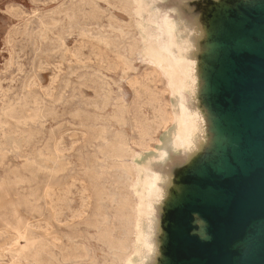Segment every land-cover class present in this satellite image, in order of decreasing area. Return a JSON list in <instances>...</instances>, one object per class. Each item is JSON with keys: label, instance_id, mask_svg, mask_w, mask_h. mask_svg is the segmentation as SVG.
<instances>
[{"label": "rangeland", "instance_id": "obj_1", "mask_svg": "<svg viewBox=\"0 0 264 264\" xmlns=\"http://www.w3.org/2000/svg\"><path fill=\"white\" fill-rule=\"evenodd\" d=\"M84 1H85V3H84ZM87 1H89L88 4H87ZM102 1L103 0H99V1L98 0H81V1L80 0H76V1L75 0H56V1L55 0L54 1L53 0H49V1L48 0H0V34H1L0 35V130H1L0 131V138H1L0 139L1 140V143H0V145H1L0 146V165H1L0 166V168H1L0 169V175L1 176H0V179L3 181L5 180L4 182L0 180V185L3 182V184L0 186V189L2 188L0 190V247L2 249V250H0V257H1L0 258L1 259L0 264H33V263L39 264V262H40V264H55V263L56 264H113L112 259L114 256V254H113L114 252H113V249L111 247L110 241L108 240L109 238H107L105 236V233H106L105 231H107V230L111 231L113 239L116 241L117 239L120 238V235L122 232L121 228H123V226L120 222L121 212L118 209V207H116L117 205L116 206L111 205L109 198L111 195L116 194V193L120 194V192H125V190H124L122 185L118 186L116 184L117 183L116 180L119 179L118 178L119 175H117V174H119V171L121 170V168H120L121 164L119 162H117L116 160L111 159L106 154L107 145L105 144V141H103V139H105L106 137H107L106 139L108 142H110V141L113 142L119 136L125 137L127 139L128 143L130 144L132 150L141 155L138 159L134 160V161H139V162L141 160L145 159L146 157L150 158L151 157L150 154H152L153 150L158 149V146L163 145V148H165L169 152V158L165 163H160V162L155 163L154 162V164L151 167V170L157 172L159 175H161L163 177L170 178L173 182L174 188H175V184L177 183L176 187H178V188H175V189L173 188V190H172V192L174 191L173 196L176 197L175 195H177L178 196L177 198L182 197L185 190H187L186 182L188 180V177H189V175L195 173V171H192V170H194L197 167V165H200L201 163L208 161V158L211 156V152H210L211 146L209 145V147L207 149L202 150L201 155L199 156V159L197 158V160L195 159L193 162H187V156L183 152H179V154L178 153L175 154L172 152L171 148L169 147V143L166 140V135H165L166 130L163 127L156 129V131L154 132L153 137L155 140L150 143V150L149 151H148V149L146 150V149H143L142 147L139 148L140 147L138 145L139 139H140L139 138V129H138L139 123L145 124L147 121L154 123L156 121L158 112L160 110H162L164 107H166L167 105H169V103L172 104V100H171L169 94H167V92H166V87H165L164 81L161 79V77H158V75L154 72L152 65L147 63L148 61L144 60L142 58V56L138 55V53L136 51H121V52L118 51L119 47H122V46L130 47V45L133 46L135 44V42L139 36L138 33L136 32V24L133 22L132 18L129 16V14H127L124 11V9L121 8V5L118 2H116V0H108L107 1L108 3L105 2L106 0H104L103 2ZM153 1H154V5H155L156 9L159 10V12L162 16H164V17L167 16L171 20H177V21L183 22V24H185V25H191V27H193V26L198 27L197 26L198 23L200 24L201 22L218 23L220 20V17H219L220 14H218L219 10L217 9L218 8L217 7L218 2H216L215 0H153ZM229 1H230L229 4H231V5L235 4V3H233L234 0H232V1L229 0ZM237 1H238V3L243 2L242 4L252 3V0H236V2ZM95 6L97 7V9ZM185 6H186V8H185ZM61 8H62V10H61ZM80 8L82 11L80 10ZM206 8H208V9H206ZM212 9H216V12ZM92 10H94V11H92ZM166 10H167V12H166ZM57 11L60 13H58ZM100 11H102L103 13L102 12L100 13ZM76 12H77V14H76ZM78 12H80V13H78ZM203 12H205V13H203ZM210 12H211V14H210ZM61 13H63L64 15ZM166 13H168V14L166 15ZM175 13H176V15H175ZM214 13H217V14H214ZM208 14H210V15H208ZM57 15H59V17ZM212 15H213V17H212ZM72 16H73V18H72ZM197 16L200 18H198ZM222 16H223V12H222ZM109 17H110V19H109ZM195 18L198 19L197 20V21H199L198 23H196L197 21ZM52 19H53V21H52ZM214 19H216V20L213 21ZM94 20H96V23L94 22ZM61 21H64V22H61ZM42 24H43V26H42ZM94 26H96V28ZM113 26L116 27L117 29L113 28ZM119 27H121V28H119ZM57 28H58V30H57ZM94 28H95V30H94ZM108 28H109V30L115 29V31L114 30L109 31ZM118 30H119V32H118ZM43 31H45V32H43ZM50 31H52V32H50ZM83 31H85V32H83ZM103 32H104V34H103ZM116 32H117V34H116ZM43 33H45V34H43ZM60 33H63V34H60ZM88 33L91 34V37H89L90 35ZM51 34H53V35L55 34V35L53 36ZM101 34L103 35V37ZM134 34H135V36H134ZM80 35H82V36H80ZM105 35H107V36H105ZM57 36L60 37L61 39L59 38V40H58ZM85 37L86 38L88 37V39H86ZM106 37L108 38L109 42L111 41L110 42L111 45L109 46L110 48L106 47V45L103 42H99V40H98V39H100V41H103L102 39H105ZM112 37L113 38L115 37L116 39H113ZM132 37H134V39ZM191 37L194 38L192 34H191ZM91 38L93 40H91ZM96 38H97V40H96ZM55 41H58L60 44L58 42H55ZM51 42H52V44H50ZM61 44H62V47H60ZM85 44H86V46H85ZM42 45H44V46H42ZM47 45L49 46L48 49H47V47H46V49L43 48ZM55 45H57V46H55ZM80 46H81V48H80ZM82 46H84V47H82ZM93 47H94V49H93ZM40 52H42L43 54H46V55H43ZM47 52H50V53H47ZM69 53L71 56L69 55ZM123 53H125V54H123ZM88 55H89V57H88ZM196 55H197L196 58L199 56L201 57V58L200 57L197 58L198 64L200 66L205 62L204 63L205 68L210 69L212 67V65L215 63L211 58L209 59V56L205 57L204 56L205 54H201L200 51L199 52L197 51ZM72 56H74L76 59H74ZM79 56H80V58H79ZM96 56L97 57L100 56L99 59L96 58ZM70 58L74 59L75 62H74V60H70ZM101 58L103 60H101ZM127 58H128V60H127ZM64 59H65V61L63 62ZM78 59H79V61H78ZM121 60H122V62H121ZM136 60H138V61H136ZM37 61H38V63H37ZM80 61L83 63L85 61L86 62L83 64ZM107 61H108V63H107ZM202 61H203V63H201ZM65 62H66V64H65ZM131 62H133V64ZM68 63H69V65H68ZM70 63H71V65H70ZM26 64H29V65H26ZM58 65H60V66H58ZM128 66H130V67H128ZM55 67H58V68H55ZM118 68H119V70H118ZM129 68H131V70ZM203 68L201 70H203ZM40 69L45 70V72L43 70H40ZM60 69H61V71H63L62 73H61ZM111 69L112 70L114 69V70L112 71ZM38 70H39V72H38ZM114 71H116V72H114ZM203 71H204L203 75L204 76L207 75V71L205 69ZM52 72H54V73H52ZM67 74H69V75H67ZM200 74H201V76H203L202 71L200 72ZM34 76H35V78H34ZM104 76H105V78H104ZM51 77H52V80H51ZM202 78H204V77H202ZM31 80H35V81L31 82ZM43 80H45V81H43ZM108 84H109V86H108ZM66 85H67V87H66ZM4 86H6V87H4ZM61 86H63V88ZM80 86H82V87H80ZM108 88L110 90H108ZM124 88H126V89H124ZM54 89L56 90V92ZM53 90L55 93L52 92ZM22 91H23V93H22ZM81 94H82V96H81ZM65 95H67L68 97ZM49 96H51L52 99ZM128 96H131V97H128ZM60 98H62V99H60ZM90 98L91 99L93 98L94 100L95 99L96 100L93 101V99L90 100ZM11 99H13L14 101ZM35 99H36V101H35ZM113 99H114V102H113ZM140 99H141V101H140ZM204 99H205V102L203 101ZM87 100L90 101V103ZM192 101L189 99V96H188L187 105L189 106V108L194 110V108L197 107V104H196L197 102L195 103L194 101L193 102ZM24 102H26V103H24ZM35 103H37V104H35ZM79 103H82V104H79ZM202 103H204L205 105ZM103 105H104V107H103ZM24 106H26V107H24ZM46 106L48 107V109H46L47 108ZM60 106H62V107H60ZM200 106H202L205 113H207V115H209L208 112H210L211 105L209 103L208 97L203 96L201 98ZM37 107H38V109H37ZM123 107L126 110V114H125L126 120L124 119V123H123V120H121V116H120L121 110L124 109ZM101 108H103V109H101ZM38 110H39V112L40 111L41 112L39 113ZM47 110H49V111H47ZM211 110H213V112H215V108L213 105H212ZM33 111H34L35 115L38 113L36 115L37 117L34 115L32 116ZM42 112H43V114H42ZM77 112H79V113H77ZM92 112H94V113H92ZM107 112H109V113H107ZM28 113H29V115H28ZM41 114H42V116H41ZM49 114H50V116H49ZM104 114H105V116H104ZM43 115L46 117H44ZM76 115H78L79 117ZM91 115H94V117ZM28 116H29V118L31 117L30 120L28 119ZM27 119H28V122L26 121ZM76 119H78V120L76 121ZM32 120H34V122ZM35 120H36V122H35ZM22 121H24V122H22ZM30 121H32V122H30ZM43 121H44V123H43ZM19 122L22 123V124H20L21 126H19ZM118 123H121V124H118ZM15 124H16V126H15ZM106 124H108V125H106ZM2 125L5 127L3 128ZM73 125H74V127H73ZM90 126H92L93 128ZM98 126H100V127H98ZM112 126H113V128H112ZM28 127H30V128H28ZM77 128H79V129H77ZM26 129L27 130L29 129V130L25 131ZM64 129H66V130H64ZM104 131H106V132L104 133ZM114 131L118 132V133H115ZM7 133H8V136L6 135ZM21 133H23L24 135ZM73 133H75V134H73ZM110 133H112V134H110ZM12 134H13V136H12ZM100 135H102V136H100ZM55 136L56 137L58 136V137L56 138ZM76 136H77V139H76ZM7 138H8V140H7ZM14 138H15V140L16 139L17 140L15 141ZM98 138H99V140H98ZM26 139H27V141H26ZM110 139H112V140H110ZM13 142H15V143L17 142L18 144L17 143L14 144ZM78 142L80 144H78ZM13 145H14V147H11ZM27 145H28V147H27ZM73 145H75V146H73ZM5 146H6V149H5ZM49 146H51L50 151H47L46 147L49 148ZM72 146L74 148L73 150H72ZM57 148H58V152H60L62 154L65 153V154L62 155V154L58 153L56 150ZM62 148L65 150H63ZM3 149H5V150H3ZM38 149H40L41 153L39 152ZM45 149H46V151H44ZM13 150L14 151L16 150V151L14 152ZM56 153L58 155L60 154V156H58ZM88 154H90V155H88ZM35 155L36 156L39 155V156L36 157ZM54 155H56L57 159L59 160V161L58 160L57 161H58V163H60V164H58V168L56 171L55 170L52 171L51 169L46 168V164H45V160L47 159V157L51 158ZM61 156H63V159ZM74 156H75V158H74ZM58 157H60V158H58ZM43 158L44 159L46 158V159L44 160ZM203 158H204V160H203ZM16 159H18V161ZM26 159L28 160V162L26 161ZM64 159H66V160H64ZM72 159H74L73 160L74 164L72 162ZM69 160H70V162L68 163L67 161H69ZM131 160L132 159H129L128 162ZM14 161H15V163H14ZM87 162H88V164H87ZM11 163H13V164H11ZM27 163L29 165H26ZM68 164L70 165L69 166L70 168L68 167ZM20 165H22L24 168H21L22 166L20 167ZM64 165H66V166H64ZM173 165H174V167H173ZM4 167H5V170H4ZM43 167H44V169H43ZM71 168H72V170H71ZM99 168L101 169V171H99L100 170ZM103 168H105V169H103ZM23 169H25L26 171ZM73 169H75L76 171ZM48 170H50V171H48ZM70 170H71V174H70ZM92 170H93V172H92ZM7 171H8V173H7ZM73 171H75V172H73ZM88 171H91V173H89ZM94 171H96V172H94ZM81 172H84V174ZM105 172L106 173L109 172L110 174L112 172H114V173H112L113 175L112 174L110 175L112 178L109 176V173L107 174L108 176L105 175L104 174ZM11 174L13 177L11 176ZM52 174L54 175V178L52 177L53 176ZM76 174H78V175H76ZM114 174H115V176H114ZM169 174H170V176H169ZM174 174H176V175H174ZM41 175H42V177H41ZM36 176H37V178H36ZM14 177H16V178H14ZM58 177H59V179H58ZM62 177H63V179H62ZM113 178H114V180H113ZM14 179H15V181H14ZM43 179H44V181H43ZM102 179H104V180H102ZM91 182H92V184H91ZM95 184H97V185H95ZM59 185L60 186L62 185L61 188ZM34 186L35 187L37 186V187L34 188ZM81 186H83V187H81ZM18 187H21V188H18ZM72 188H74V189H72ZM81 188H83V189H81ZM37 189H38V191H37ZM92 189L94 190V192ZM18 190H20V191H18ZM34 190H36V191H34ZM109 190H111V191H109ZM175 191H176V193H175ZM59 192H60V194H59ZM66 192L67 193L69 192V194H67ZM87 192H88V194H87ZM31 193L33 195H31ZM44 193H45V195H44ZM40 194H41V198H40ZM46 194L51 197V200L49 199L50 197L47 196ZM80 195L81 196L83 195V196L81 197ZM32 196H34L33 197L34 199L32 198ZM35 196H36L37 200L35 199ZM62 201H63L64 205L62 204ZM72 201H74V202H72ZM105 201H107V202H105ZM50 202H51V204H50ZM31 203H33V204H31ZM32 205H33V207H37V210H36V208H33ZM161 205H163V204H161ZM161 205H159V207H157V211H156L157 226L158 227L160 226V227L159 228L156 227L154 235H153L154 241H156V242H154V244L157 243L156 244V246H157L156 254L158 257L156 256V254L154 256L152 255V258L149 261L145 262V264H154L155 262H156V264H162L163 259L167 258L168 255H171V249L170 248H167L168 250L166 251V247H167L166 243H169V246H170V242L167 241V238L169 237V232L173 226L170 227V224L168 225L167 223H169L171 220L174 221V219H175L173 217L174 215L172 213V210H173L172 207L173 206L168 207L169 206L168 204H166V206L165 205L161 206ZM166 207L169 208L168 209L169 211L167 210ZM40 209H41V211H40ZM25 211H26V213H25ZM54 211H55V213H53ZM44 212H45V214H44ZM75 212H76V214H75ZM57 213L58 214L60 213V214L56 215ZM79 213H80V215H79ZM95 213H96V215H95ZM106 214H108V215H106ZM31 216H33V217H31ZM73 216H75V217H73ZM79 216H81V217H79ZM56 217H60V219L56 218ZM72 217H73V221H72V219L70 220V218H72ZM96 217H97V219H96ZM55 219L57 220V222L55 221ZM102 219L105 221H102ZM67 220H68V222L66 223ZM107 220L109 221L108 223H107ZM117 221H118V224H117ZM39 222L41 225L39 224ZM46 222H48V223H46ZM110 222L112 223V225L110 224ZM12 223H13V225H12ZM62 223H64V224H62ZM103 224H105V225H103ZM29 225L31 228L29 227ZM46 225H47V227H46ZM8 226H9V228H8ZM105 226H107V227H105ZM25 227H27V229ZM40 227H41L42 231H41ZM4 228H6V229H4ZM28 228H29V230H28ZM45 228H47L46 229L47 232L45 231ZM81 229H83V230H81ZM100 229H102V230L100 231ZM33 230H36V231L38 230V232L35 231L36 233H34ZM158 230H159V232H158ZM161 232H163V233L160 235ZM33 234L35 235V237L33 236ZM36 234H37V236H36ZM52 235H54L53 236L54 238H52ZM4 236H6V237H4ZM30 238H31V240H29ZM55 238L58 240H56ZM49 239H51L52 242ZM52 239L53 240L55 239L56 241L55 240L53 241ZM96 239H98L99 241H97ZM161 239H162V241H159ZM8 240H11V241H8ZM46 241H48V242H46ZM58 241H60L61 243H59ZM33 242H36V243H33ZM56 242H58V243H56ZM74 242H76L77 244L76 243L74 244ZM31 243H33V244H31ZM4 246H6V247H4ZM12 247H14V248H12ZM20 247H21V250L19 249ZM30 247H32V249H30ZM24 249H26V250H24ZM66 249H67V251H66ZM5 250L9 251V252L11 251L10 253H12V254L10 255V254H8V252L6 253ZM12 251H14L15 254H13ZM69 251H70V254H69ZM21 252H22V254H21ZM37 252L41 253V255L39 257H36ZM17 253H19L18 256L16 255ZM95 258H96V260H95ZM27 260H29L30 263Z\"/></svg>", "mask_w": 264, "mask_h": 264}, {"label": "water", "instance_id": "obj_2", "mask_svg": "<svg viewBox=\"0 0 264 264\" xmlns=\"http://www.w3.org/2000/svg\"><path fill=\"white\" fill-rule=\"evenodd\" d=\"M229 2L217 3V47L204 53L215 62L203 66L211 156L168 204L162 264H264V0Z\"/></svg>", "mask_w": 264, "mask_h": 264}, {"label": "bare ground", "instance_id": "obj_3", "mask_svg": "<svg viewBox=\"0 0 264 264\" xmlns=\"http://www.w3.org/2000/svg\"><path fill=\"white\" fill-rule=\"evenodd\" d=\"M49 1V0H48ZM54 1V0H53ZM56 1V0H55ZM76 1V0H75ZM81 1V0H80ZM99 1V0H98ZM104 1V0H103ZM102 1V2H103ZM108 0H106L105 2H107ZM216 2H218V5L220 6H224L226 3V0H215ZM51 2V1H50ZM78 2V1H77ZM92 2V1H91ZM101 2V1H100ZM116 2H118L121 5V8L124 9V11L129 14V16L132 18L133 22L136 24V32L138 33V39L136 40L135 44L133 46L130 45V47H119L118 51H136L138 53V55L142 56V58L146 61H148L147 63H149L150 65H152L154 72L158 75V77H161V79L164 81L165 83V87H166V92L167 94H169L171 100H172V104L169 103V105H167L166 107H164L162 110H160L157 114V118L156 121L154 123L151 122H146L145 124L139 123L138 129H139V148H143V149H148V151L150 150V143L152 141H154V137L153 134L156 131V129H159L161 127H163L166 130V140L169 143V147L171 148L172 152L175 154H179V152H183L186 156H187V162H193L195 159L197 160V158L199 159V156L201 155V152L203 149H207L210 145V143L212 142V133H211V123L209 120V117L207 115V113H205V111L203 110L202 106H200V100L202 98V95L205 92V83L202 77H204L203 72L201 69L204 66L203 61L201 63H203L201 66L198 64V60L197 57L196 58V52L200 51L201 54H204L205 52H209V51H213L216 49L217 46L211 44L210 42V37L212 35V30L210 27L209 22H201L200 24L198 23L199 21H197L198 19H196V23H198V27H191V25H185L183 24V22L177 21V20H171L170 18H168L167 16H162L159 12L158 9H156L155 5H154V1L153 0H116ZM159 2V1H158ZM53 3V2H52ZM73 3V2H72ZM80 3V2H79ZM85 3V1H84ZM89 3V1H87V4ZM108 3V2H107ZM111 3V2H110ZM117 3V4H118ZM78 4V3H77ZM76 4V5H77ZM86 4V5H87ZM95 4V3H94ZM205 4V3H204ZM72 5V4H71ZM159 5V4H158ZM177 5V4H176ZM68 6V5H67ZM74 6V5H73ZM92 6V5H91ZM90 6V7H91ZM180 6V5H179ZM207 6V5H206ZM216 6V5H215ZM62 7V6H61ZM96 7V6H95ZM189 7V6H188ZM212 7V6H211ZM214 7V6H213ZM71 8V7H70ZM75 8V7H74ZM83 8V7H82ZM92 8V7H91ZM186 8V6H185ZM191 8V7H190ZM97 9V7H96ZM208 9V8H206ZM211 9V8H210ZM218 9V8H217ZM56 10V9H55ZM62 10V8H61ZM81 10V8H80ZM122 10V9H121ZM186 10V9H185ZM188 10V9H187ZM202 10V9H201ZM213 10V9H212ZM67 11V10H66ZM77 11V10H76ZM82 11V10H81ZM87 11V10H86ZM94 11V10H92ZM97 11V10H96ZM203 11V10H202ZM58 12V11H57ZM75 12V11H74ZM102 11H100L101 13ZM167 12V10H166ZM216 12V10H215ZM60 13V12H58ZM69 13V12H68ZM80 13V12H78ZM86 13V12H85ZM103 13V12H102ZM205 13V12H203ZM211 13V12H210ZM53 14V13H52ZM63 14V13H61ZM66 14V13H65ZM72 14V13H71ZM77 14V12H76ZM105 14V13H104ZM103 14V15H104ZM164 14V13H163ZM168 13H166L167 15ZM217 14V13H214ZM8 15V14H7ZM60 15V14H59ZM59 15H57L59 17ZM64 15V14H63ZM80 15V14H79ZM95 15V14H94ZM101 15V14H100ZM171 15V14H170ZM169 15V16H170ZM176 15V13H175ZM200 15V14H199ZM204 15V14H203ZM210 15V14H208ZM53 16V15H52ZM61 16V15H60ZM92 16V15H91ZM97 16V15H96ZM117 16V15H116ZM206 16V15H205ZM48 17V16H47ZM46 17V18H47ZM79 17V16H78ZM119 17V16H118ZM202 17V16H201ZM213 17V15H212ZM45 18V17H44ZM64 18V17H63ZM69 18V17H68ZM73 18V16H72ZM77 18V17H76ZM80 18V17H79ZM92 18V17H91ZM95 18V17H94ZM123 18V17H122ZM200 18V17H198ZM204 18V17H203ZM41 19V18H40ZM65 19V18H64ZM93 19V18H92ZM97 19V18H96ZM110 19V17H109ZM124 19V18H123ZM194 19V18H193ZM202 19V18H201ZM38 20V19H37ZM42 20V19H41ZM50 20V19H49ZM57 20V19H56ZM87 20V19H86ZM126 20V19H125ZM216 19H214L213 21H215ZM218 20V19H217ZM45 21V20H44ZM53 21V19H52ZM51 21V22H52ZM84 21V20H83ZM93 21V20H92ZM91 21V22H92ZM195 21V20H194ZM37 22V21H36ZM64 22V21H61ZM68 22V21H67ZM77 22V21H76ZM79 22V21H78ZM86 22V21H85ZM94 22L96 23V20H94ZM101 22V21H100ZM53 23V22H52ZM57 23V22H56ZM192 23V22H191ZM212 23V22H211ZM215 23V22H214ZM60 24V23H59ZM58 24V25H59ZM65 24V23H64ZM85 24V23H84ZM108 24V23H107ZM86 25V24H85ZM193 25V24H192ZM196 25V24H195ZM34 26V25H33ZM43 26V24H42ZM51 26V25H50ZM64 26V25H63ZM92 26V25H91ZM108 26V25H107ZM111 26V25H110ZM122 26V25H121ZM65 27V26H64ZM78 27V26H77ZM80 27V26H79ZM82 27V26H81ZM96 28V26H94ZM109 27V26H108ZM32 28V27H31ZM51 28V27H50ZM60 28V27H59ZM89 28V27H88ZM94 28V30H95ZM113 28H116L113 26ZM121 28V27H119ZM74 29V28H73ZM76 29V28H75ZM79 29V28H78ZM91 29V28H90ZM117 29V28H116ZM48 30V29H47ZM50 30V29H49ZM58 30V28H57ZM80 30V29H79ZM107 30V29H106ZM109 30V28H108ZM115 31V29H112ZM109 30V31H112ZM55 31V30H54ZM53 31V32H54ZM108 31V32H109ZM121 31V30H120ZM45 32V31H43ZM47 32V31H46ZM52 32V31H50ZM59 32V31H58ZM85 32V31H83ZM102 32V31H101ZM105 32V31H104ZM103 32V34H104ZM119 32V30H118ZM122 32V31H121ZM120 32V33H121ZM36 33V32H35ZM91 33V32H90ZM97 33V32H96ZM113 33V32H112ZM37 34V33H36ZM45 34V33H43ZM58 34V33H57ZM63 34V33H60ZM76 34V33H75ZM74 34V35H75ZM89 34V33H88ZM87 34V35H88ZM93 34V33H92ZM109 34V33H108ZM117 34V32H116ZM115 34V35H116ZM130 34V33H129ZM128 34V35H129ZM133 34V33H132ZM191 34L193 35L194 38L191 37ZM1 35V34H0ZM53 35V34H51ZM55 35V34H54ZM53 35V36H54ZM86 35V36H87ZM91 37V34H89ZM97 35V34H96ZM102 35V34H101ZM110 35V34H109ZM108 35V36H109ZM28 36V35H27ZM42 36V35H41ZM60 36V35H59ZM82 36V35H80ZM107 36V35H105ZM135 36V34H134ZM44 37V36H43ZM58 37V36H57ZM64 37V36H63ZM93 37V36H92ZM103 37V35H102ZM110 37V36H109ZM117 37V36H116ZM45 38V37H44ZM54 38V37H53ZM60 37H58L59 40ZM84 38V37H83ZM86 38V37H85ZM111 38V37H110ZM113 38V37H112ZM120 38V37H119ZM134 39V37H132ZM137 38V37H136ZM61 39V38H60ZM68 39V38H67ZM88 39V37L86 38ZM113 39H116L115 37ZM55 40V39H54ZM91 40H93L91 38ZM97 40V38H96ZM99 42H103L106 47H109L111 44L108 40V38L106 37L105 39H102L103 41H100V39H98ZM36 41V40H35ZM70 41V40H69ZM90 41V40H89ZM114 41V40H113ZM49 42V41H48ZM53 42V41H52ZM52 42L50 44H52ZM58 42V41H55ZM64 42V41H63ZM94 42V41H93ZM96 42V41H95ZM27 43V42H26ZM45 43V42H44ZM59 43V42H58ZM75 43V42H74ZM81 43V42H80ZM119 43V42H118ZM60 44V43H59ZM90 44V43H89ZM92 44V43H91ZM100 44V43H99ZM120 44V43H119ZM83 45V44H82ZM124 45V44H123ZM127 45V44H126ZM44 46V45H42ZM57 46V45H55ZM67 46V45H66ZM86 46V44H85ZM90 46V45H89ZM95 46V45H94ZM101 46V45H100ZM121 46V45H120ZM48 49V45L43 47L46 49ZM59 47V46H58ZM62 47V44L61 46ZM59 47V48H60ZM84 47V46H82ZM104 47V46H103ZM56 48V47H55ZM81 48V46H80ZM96 48V47H95ZM110 48V47H109ZM38 49V48H37ZM40 49V48H39ZM44 49V50H45ZM52 49V48H51ZM94 49V47H93ZM107 49V48H106ZM43 50V49H42ZM53 50V49H52ZM59 50V49H58ZM31 51V50H30ZM68 51V50H67ZM46 52V51H45ZM106 52V51H105ZM33 53V52H32ZM42 53V52H40ZM50 53V52H47ZM62 53V52H61ZM67 53V52H66ZM81 53V52H80ZM34 54V53H33ZM43 54V53H42ZM87 54V53H86ZM125 54V53H123ZM128 54V53H127ZM41 55V54H40ZM46 55V54H43ZM67 55V54H66ZM70 55V53H69ZM73 55V54H72ZM26 56V55H25ZM34 56V55H33ZM71 56V55H70ZM76 56V55H75ZM94 56V55H93ZM101 56V55H100ZM100 56H96V58L99 59ZM116 56V55H115ZM120 56V55H119ZM74 59H76L74 56H72ZM77 57V56H76ZM89 57V55H88ZM123 57V56H122ZM125 57V56H124ZM65 58V57H64ZM78 58V57H77ZM80 58V56H79ZM91 58V57H90ZM95 58V59H96ZM109 58V57H108ZM201 58V57H200ZM72 58H70V60H74ZM92 59V58H91ZM119 59V58H118ZM210 59V57H209ZM18 60V59H17ZM101 60H103L101 58ZM128 60V58H127ZM20 61V60H19ZM29 61V60H28ZM58 61V60H57ZM65 61V59L63 60V62ZM77 61V60H76ZM79 61V59H78ZM135 61V60H134ZM138 61V60H136ZM143 61V60H142ZM31 62V61H30ZM75 62V60H74ZM81 62V61H80ZM86 62V61H85ZM84 62V63H85ZM90 62V61H89ZM103 62V61H102ZM122 62V60H121ZM200 62V61H199ZM27 63V62H26ZM38 63V61H37ZM72 63V62H71ZM70 63V65H71ZM83 63V62H81ZM83 63V64H84ZM108 63V61H107ZM133 64V62H131ZM138 63V62H137ZM146 63V62H145ZM66 64V62H65ZM76 64V63H75ZM110 64V63H109ZM23 65V64H22ZM29 65V64H26ZM38 65V64H37ZM36 65V66H37ZM63 65V64H62ZM69 65V63H68ZM74 65V64H73ZM105 65V64H104ZM60 66V65H58ZM84 66V65H83ZM19 67V66H18ZM44 67V66H43ZM53 67V66H52ZM64 67V66H63ZM110 67V66H109ZM130 67V66H128ZM127 67V68H128ZM30 68V67H29ZM58 68V67H55ZM90 68V67H89ZM98 68V67H97ZM117 68V67H116ZM115 68V69H116ZM126 68V69H127ZM19 69V68H18ZM21 69V68H20ZM24 69V68H23ZM34 69V68H33ZM125 69V68H124ZM131 70V68H129ZM208 69V68H207ZM3 70V69H2ZM43 70V69H40ZM59 70V69H58ZM112 70V69H111ZM114 70V69H113ZM112 70V71H113ZM119 70V68H118ZM146 70V69H145ZM45 72V70H43ZM61 71V69H60ZM59 71V72H60ZM110 71V70H109ZM129 71V70H128ZM127 71V72H128ZM202 71V75L200 74V72ZM39 72V70H38ZM63 71H61L62 73ZM106 72V71H105ZM116 72V71H114ZM113 72V73H114ZM20 73V72H19ZM22 73V72H21ZM54 73V72H52ZM66 73V72H65ZM75 73V72H74ZM41 74V73H40ZM58 74V73H57ZM137 74V73H136ZM17 75V74H16ZM23 75V74H22ZM38 75V74H37ZM59 75V74H58ZM57 75V76H58ZM69 75V74H67ZM66 75V76H67ZM89 75V74H88ZM91 75V74H90ZM101 75V74H100ZM126 75V74H125ZM94 76V75H93ZM97 76V75H96ZM102 76V75H101ZM134 76V75H133ZM207 76V75H206ZM24 77V76H23ZM42 77V76H41ZM59 77V76H58ZM98 77V76H97ZM22 78V77H21ZM27 78V77H26ZM33 78V77H32ZM35 78V76H34ZM33 78V79H34ZM44 78V77H43ZM42 78V79H43ZM56 78V77H55ZM62 78V77H61ZM92 78V77H91ZM100 78V77H99ZM105 78V76H104ZM138 78V77H137ZM95 79V78H94ZM101 79V78H100ZM136 79V78H135ZM52 80V77H51ZM73 80V79H72ZM86 80V79H85ZM90 80V79H89ZM109 80V79H108ZM132 80V79H131ZM25 81V80H24ZM34 82L35 80H31V82ZM45 81V80H43ZM111 81V80H110ZM122 81V80H121ZM72 82V81H71ZM84 82V81H83ZM99 82V81H98ZM124 82V81H123ZM21 83V82H20ZM108 83V82H107ZM22 84V83H21ZM35 84V83H34ZM126 84V83H125ZM146 84V83H145ZM36 85V84H35ZM63 85V84H62ZM93 85V84H92ZM124 85V84H123ZM34 86V85H33ZM86 86V85H85ZM109 86V84H108ZM107 86V87H108ZM6 87V86H4ZM63 88V86H61ZM67 87V85H66ZM82 87V86H80ZM103 87V86H102ZM101 87V88H102ZM105 87V86H104ZM22 88V87H21ZM60 88V87H59ZM18 89V88H17ZM56 89V88H55ZM54 89V90H55ZM70 89V88H69ZM89 89V88H88ZM126 89V88H124ZM54 90L52 92H54ZM63 90V89H62ZM68 90V89H67ZM73 90V89H72ZM103 90V89H102ZM105 90V89H104ZM108 90H110L108 88ZM123 90V89H122ZM121 90V91H122ZM3 91V90H2ZM8 91V90H7ZM91 91V90H90ZM101 91V90H100ZM118 91V90H117ZM124 91V90H123ZM51 92V93H52ZM56 92V90H55ZM54 92V93H55ZM95 92V91H94ZM93 92V93H94ZM106 92V91H105ZM23 93V91H22ZM66 93V92H65ZM111 93V92H110ZM123 93V92H122ZM125 93V92H124ZM27 94V93H26ZM34 94V93H33ZM50 94V93H49ZM75 94V93H74ZM119 94V93H118ZM22 95V94H21ZM25 95V94H24ZM52 95V94H51ZM31 96V95H30ZM41 96V95H40ZM53 96V95H52ZM62 96V95H61ZM64 96V95H63ZM67 96V95H65ZM82 96V94H81ZM132 96V95H131ZM128 96V97H131ZM188 96L189 99L192 101H194L197 104V107L193 109L189 108V106L187 105L188 103ZM51 99L52 97L49 96ZM68 97V96H67ZM120 97V96H119ZM11 98V97H10ZM20 98V97H19ZM23 98V97H22ZM38 98V97H37ZM64 98V97H63ZM123 98V97H122ZM62 99V98H60ZM71 99V98H70ZM93 99V98H92ZM90 98V100H92ZM115 99V98H114ZM113 99V102H114ZM206 99V98H205ZM205 99L203 100L205 102ZM13 100V99H11ZM25 100V99H24ZM72 100V99H71ZM79 100V99H78ZM89 100V99H88ZM87 100V101H88ZM96 100V99H95ZM93 99V101H95ZM14 101V100H13ZM19 101V100H18ZM36 101V99H35ZM61 101V100H60ZM117 101V100H116ZM141 101V99H140ZM147 101V100H146ZM192 101V102H193ZM11 102V101H10ZM9 102V103H10ZM45 102V101H44ZM90 103V101H88ZM87 102V103H88ZM103 102V101H102ZM26 103V102H24ZM63 103V102H62ZM67 103V102H66ZM116 103V102H115ZM125 103V102H124ZM34 104V103H33ZM37 104V103H35ZM56 104V103H55ZM70 104V103H69ZM82 104V103H79ZM97 104V103H96ZM204 104V103H202ZM90 105V104H89ZM116 105V104H115ZM152 105V104H151ZM205 105V104H204ZM211 105V104H210ZM21 106V105H20ZM34 106V105H33ZM32 106V107H33ZM40 106V105H39ZM43 106V105H42ZM63 106V105H62ZM60 106V107H62ZM65 106V105H64ZM82 106V105H81ZM91 106V105H90ZM124 106V105H123ZM128 106V105H127ZM138 106V105H137ZM196 106V105H195ZM16 107V106H15ZM26 107V106H24ZM29 107V106H28ZM44 107V106H43ZM42 107V108H43ZM47 107V106H46ZM56 107V106H55ZM78 107V106H77ZM87 107V106H86ZM104 107V105H103ZM107 107V106H106ZM105 107V108H106ZM5 108V107H4ZM57 108V107H56ZM98 108V107H97ZM100 108V107H99ZM124 108V107H123ZM38 109V107H37ZM48 109V107L46 108ZM72 109V108H71ZM70 109V110H71ZM87 109V108H86ZM92 109V108H91ZM90 109V110H91ZM103 109V108H101ZM100 109V110H101ZM206 109V108H205ZM9 110V109H8ZM60 110V109H59ZM76 110V109H75ZM78 110V109H77ZM96 110V109H95ZM128 110V109H127ZM146 110V109H145ZM32 111V110H31ZM49 111V110H47ZM68 111V110H67ZM72 111V110H71ZM98 111V110H97ZM6 112V111H5ZM17 112V111H16ZM25 112V111H24ZM30 112V111H29ZM37 112V111H36ZM39 112V110H38ZM41 112V111H40ZM39 112V113H40ZM46 112V111H45ZM44 112V113H45ZM53 112V111H52ZM56 112V111H55ZM110 112V111H109ZM107 112V113H109ZM31 113V112H30ZM57 113V112H56ZM79 113V112H77ZM76 113V114H77ZM84 113V112H83ZM94 113V112H92ZM38 114V113H37ZM36 114V115H37ZM43 114V112H42ZM41 114V116H42ZM63 114V113H62ZM125 114H126V110L125 108L121 110L120 112V116H121V120H123L124 123V119H125ZM146 114V113H145ZM29 115V113H28ZM36 116L34 111L32 116ZM40 115V114H39ZM45 115V114H44ZM43 115V116H44ZM47 115V114H46ZM54 115V114H53ZM73 115V114H72ZM84 115V114H83ZM107 115V114H106ZM111 115V114H110ZM50 116V114H49ZM65 116V115H64ZM78 116V115H76ZM94 117V115H91ZM105 116V114H104ZM147 116V115H146ZM37 117V116H36ZM46 117V116H44ZM43 117V118H44ZM55 117V116H54ZM79 117V116H78ZM89 117V116H88ZM7 118V117H6ZM5 118V119H6ZM25 118V117H24ZM31 118V117H30ZM29 116L28 119L30 120ZM35 118V117H34ZM39 118V117H38ZM41 118V117H40ZM42 118V119H43ZM74 118V117H73ZM26 119V118H25ZM24 119V120H25ZM28 119L26 120L28 122ZM46 119V118H45ZM69 119V118H68ZM72 119V118H71ZM85 119V118H84ZM96 119V118H95ZM113 119V118H112ZM38 120V119H37ZM55 120V119H54ZM78 119H76L77 121ZM80 120V119H79ZM126 120V119H125ZM34 122V120H32ZM30 121V122H32ZM47 121V120H46ZM24 122V121H22ZM26 122V123H27ZM36 122V120H35ZM55 122V121H54ZM66 122V121H65ZM85 122V121H84ZM108 122V121H107ZM17 123V122H16ZM38 123V122H37ZM44 123V121H43ZM73 123V122H72ZM81 123V122H80ZM19 122V126H21ZM29 124V123H28ZM33 124V123H32ZM62 124V123H61ZM60 124V125H61ZM69 124V123H68ZM82 124V123H81ZM100 124V123H99ZM121 124V123H118ZM8 125V124H7ZM37 125V124H36ZM42 125V124H41ZM45 125V124H44ZM52 125V124H51ZM57 125V124H56ZM59 125V124H58ZM70 125V124H69ZM104 125V124H103ZM108 125V124H106ZM3 126V125H2ZM16 126V124H15ZM71 126V125H70ZM79 126V125H78ZM96 126V125H95ZM5 126H3L4 128ZM34 127V126H33ZM49 127V126H48ZM59 127V126H58ZM72 127V126H71ZM74 127V125H73ZM92 127V126H90ZM89 127V128H90ZM97 127V126H96ZM95 127V128H96ZM100 127V126H98ZM111 127V126H110ZM2 128V127H1ZM8 128V127H7ZM25 128V127H24ZM27 128V127H26ZM30 128V127H28ZM39 128V127H38ZM81 128V127H80ZM93 128V127H92ZM103 128V127H102ZM113 128V126H112ZM33 129V128H32ZM79 129V128H77ZM83 129V128H82ZM81 129V130H82ZM91 129V128H90ZM107 129V128H106ZM19 130V129H18ZM17 130V131H18ZM29 130V129H28ZM27 129L25 131H28ZM38 130V129H37ZM54 130V129H53ZM66 130V129H64ZM63 130V131H64ZM85 130V129H84ZM112 130V129H111ZM121 130V129H120ZM1 131V130H0ZM3 131V130H2ZM11 131V130H10ZM91 131V130H90ZM119 131V130H118ZM89 132V131H88ZM102 132V131H101ZM106 131H104L105 133ZM112 132V131H111ZM115 132V131H114ZM19 133V132H18ZM70 133V132H69ZM76 133V132H75ZM73 133V134H75ZM103 133V132H102ZM118 133V132H115ZM5 134V133H4ZM17 134V133H16ZM23 134V133H21ZM47 134V133H46ZM45 134V135H46ZM53 134V133H52ZM67 134V133H66ZM85 134V133H84ZM112 134V133H110ZM126 134V133H125ZM8 136V133L6 134ZM15 135V134H14ZM20 135V134H19ZM24 135V134H23ZM54 135V134H53ZM62 135V134H61ZM78 135V134H77ZM137 135V134H136ZM13 136V134H12ZM59 136V135H58ZM57 136V137H58ZM81 136V135H80ZM102 136V135H100ZM104 136V135H103ZM114 136V135H113ZM112 136V137H113ZM128 136V135H127ZM131 136V135H130ZM16 137V136H15ZM18 137V136H17ZM56 137V136H55ZM56 137V138H57ZM5 138V137H4ZM13 138V137H12ZM24 138V137H23ZM107 138V137H106ZM103 139V141H105V144L107 145L106 148V154L113 160H116L117 162H119L121 165V170L119 171V175L116 181H117V185H122L125 192H120L113 194L110 196L109 200L111 205L118 207V209L120 210L121 214H120V222L123 226V228H121V235L120 238L117 239L116 241L113 239L112 236V232L107 230L105 231V236L107 238H109L108 240L110 241L111 247L113 249V264H145V262L149 261L152 258V255L154 256L156 254V249L157 246L156 244H154V232L157 226V219H156V211H157V207H159V205L161 206H166V204H170L171 202H173L174 196H173V182L170 178L168 177H163L161 175H159L157 172L151 170L152 165L157 162L160 163H165L168 158H169V152L163 148V145L158 146V149H154L152 154H150V158L146 157L145 159L139 161H134L135 159H138L141 155L134 152L130 146V144L128 143L127 139L123 136H119L117 137L113 142H108L107 139ZM132 138V137H131ZM1 139V138H0ZM22 139V138H21ZM47 139V138H46ZM77 139V136H76ZM134 139V138H133ZM8 140V138H7ZM15 140V138H14ZM17 140V139H16ZM15 140V141H16ZM32 140V139H31ZM40 140V139H39ZM48 140V139H47ZM99 140V138H98ZM112 140V139H110ZM3 141V140H2ZM10 141V140H9ZM27 141V139H26ZM25 141V142H26ZM4 142V141H3ZM29 142V141H28ZM42 142V141H41ZM62 142V141H61ZM67 142V141H66ZM69 142V141H68ZM72 142V141H71ZM98 142V141H97ZM138 142V141H137ZM1 143V140H0ZM14 144H16L15 142H13ZM23 143V142H22ZM47 143V142H46ZM49 143V142H48ZM70 143V142H69ZM68 143V144H69ZM76 143V142H75ZM7 144V143H6ZM18 144V143H17ZM67 144V143H66ZM78 144H80L78 142ZM135 144V143H134ZM4 145V144H3ZM8 145V144H7ZM22 145V144H21ZM30 145V144H29ZM49 145V144H48ZM1 146V145H0ZM10 146V145H9ZM8 146V147H9ZM19 146V145H18ZM23 146V145H22ZM21 146V147H22ZM53 146V145H52ZM68 146V145H67ZM75 146V145H73ZM72 146V150L74 149ZM11 147H14L11 146ZM17 147V146H16ZM28 147V145H27ZM50 147L47 148V151H50ZM63 147V146H62ZM69 147V146H68ZM80 147V146H79ZM78 147V148H79ZM102 147V146H101ZM103 148V147H102ZM6 149V146H5ZM3 149V150H5ZM46 149L44 151H46ZM49 149V150H48ZM63 149V148H62ZM69 149V148H68ZM95 149V148H94ZM98 149V148H97ZM18 150V149H17ZM25 150V149H24ZM40 152V149H38ZM55 150V149H54ZM58 152V148L56 149ZM65 150V149H63ZM71 150V151H72ZM101 150V149H100ZM14 151V150H13ZM16 151V150H15ZM14 151V152H15ZM26 151V150H25ZM30 151V150H29ZM43 151V152H44ZM61 151V150H60ZM5 152V151H4ZM12 152V151H11ZM24 152V151H23ZM36 152V151H35ZM55 152V151H54ZM62 152V151H61ZM87 152V151H86ZM211 152V151H210ZM41 153V152H40ZM60 153V152H58ZM72 153V152H71ZM80 153V152H79ZM92 153V152H91ZM9 154V153H8ZM13 154V153H12ZM15 154V153H14ZM36 154V153H35ZM48 154V153H47ZM57 154V153H56ZM62 154V153H60ZM60 154L58 156H60ZM65 154V153H63ZM62 154V155H63ZM28 155V154H27ZM52 155V154H51ZM90 155V154H88ZM98 155V154H97ZM36 156V155H35ZM39 156V155H37ZM36 156V157H37ZM49 156V155H48ZM42 157V156H41ZM50 157V156H49ZM63 159V156H61ZM82 157V156H81ZM143 157V156H142ZM20 158V157H19ZM34 158V157H33ZM60 158V157H58ZM75 158V156H74ZM92 158V157H91ZM201 158V157H200ZM208 158V157H207ZM210 158V157H209ZM208 158V159H209ZM14 159V158H13ZM12 159V160H13ZM29 159V158H28ZM44 159V158H43ZM42 159V160H43ZM46 159V158H45ZM44 159V160H45ZM97 159V158H96ZM109 159V158H108ZM129 159H132L131 161L128 162ZM11 160V161H12ZM18 161V159H16ZM31 160V159H30ZM35 160V159H34ZM57 157L56 155L52 156L51 158H48L45 160V164H46V168L51 169L52 171H56L58 168V161H57ZM66 160V159H64ZM74 159H72V162L74 164ZM102 160V159H101ZM204 160V158H203ZM24 161V160H23ZM26 161L28 162V160L26 159ZM100 161V160H99ZM108 161V160H107ZM33 162V161H32ZM37 162V161H36ZM68 163L70 162L67 161ZM98 162V161H97ZM196 162V161H195ZM9 163V162H8ZM7 163V164H8ZM15 163V161H14ZM20 163V162H19ZM26 163V162H25ZM34 163V162H33ZM44 163V162H43ZM42 163V164H43ZM116 163V162H115ZM173 163V162H172ZM197 163V162H196ZM13 164V163H11ZM23 164V163H22ZM36 164V163H35ZM41 164V165H42ZM62 164V163H61ZM88 164V162H87ZM108 164V163H107ZM106 164V165H107ZM24 165V164H23ZM26 165H29L28 163ZM25 165V166H26ZM96 165V164H95ZM100 165V164H99ZM1 166V165H0ZM7 166V165H6ZM22 165H20L21 167ZM60 166V165H59ZM66 166V165H64ZM70 165L68 164V167ZM98 166V165H97ZM103 166V165H102ZM108 166V165H107ZM198 166V165H197ZM62 167V166H61ZM75 167V166H74ZM88 167V166H87ZM110 167V166H109ZM174 167V165H173ZM21 168H24L23 166ZM70 168V167H69ZM95 168V167H94ZM1 169V168H0ZM35 169V168H34ZM44 169V167H43ZM65 169V168H64ZM88 169V168H87ZM100 169V168H99ZM105 169V168H103ZM168 169V168H167ZM5 170V167H4ZM3 170V171H4ZM25 170V169H23ZM46 170V169H45ZM72 170V168H71ZM71 170H70V174H71ZM75 170V169H73ZM96 170V169H95ZM170 170V169H169ZM185 170V169H184ZM2 171V170H1ZM26 171V170H25ZM50 171V170H48ZM51 171V172H52ZM76 171V170H75ZM73 171V172H75ZM101 171V169L99 170ZM98 171V172H99ZM106 171V170H105ZM109 171V170H108ZM193 171V170H192ZM5 172V171H4ZM12 172V171H11ZM38 172V171H37ZM66 172V171H65ZM69 172V171H68ZM72 172V173H73ZM89 173H91V171H88ZM87 172V173H88ZM93 172V170H92ZM96 172V171H94ZM116 172V171H115ZM171 172V171H170ZM8 173V171H7ZM19 173V172H18ZM48 173V172H47ZM54 173V172H53ZM58 173V172H57ZM84 174V172H81ZM86 173V172H85ZM100 173V172H99ZM109 172H105L104 174L107 175ZM114 173V172H112ZM111 173V174H112ZM189 173V172H188ZM13 174V173H12ZM11 174V176H12ZM56 174V173H55ZM67 174V173H66ZM96 174V173H95ZM109 173V176L111 175ZM186 174V173H185ZM190 174V173H189ZM188 174V175H189ZM16 175V174H15ZM53 175V174H52ZM51 175V176H52ZM57 175V174H56ZM78 175V174H76ZM103 175V174H102ZM113 175V174H112ZM172 175V174H171ZM176 175V174H174ZM179 175V174H178ZM1 176V175H0ZM101 176V175H100ZM108 176V175H107ZM115 176V174H114ZM113 176V177H114ZM170 176V174H169ZM187 176V175H186ZM13 177V176H12ZM27 177V176H26ZM42 177V175H41ZM54 178V175L52 176ZM57 177V176H56ZM66 177V176H65ZM68 177V176H67ZM80 177V176H79ZM103 177V176H102ZM111 177V176H110ZM109 177V178H110ZM117 177V176H116ZM172 177V176H171ZM179 177V176H178ZM16 178V177H14ZM32 178V177H31ZM37 178V176H36ZM48 178V177H47ZM50 178V177H49ZM105 178V177H104ZM112 178V177H111ZM110 178V179H111ZM183 178V177H182ZM187 178V177H186ZM24 179V178H23ZM42 179V178H41ZM59 179V177H58ZM63 179V177H62ZM93 179V178H92ZM106 179V178H105ZM109 179V180H110ZM174 179V178H173ZM1 180V179H0ZM19 180V179H18ZM49 180V179H48ZM53 180V179H52ZM55 180V179H54ZM57 180V179H56ZM68 180V179H67ZM66 180V181H67ZM101 180V179H100ZM104 180V179H102ZM114 180V178H113ZM185 180V179H184ZM3 181V180H1ZM5 181V180H4ZM3 181V182H4ZM15 181V179H14ZM17 181V180H16ZM39 181V180H38ZM44 181V179H43ZM82 181V180H81ZM111 181V180H110ZM180 181V180H179ZM2 182V184H3ZM25 182V181H24ZM23 182V183H24ZM27 182V181H26ZM40 182V181H39ZM59 182V181H58ZM93 182V181H92ZM91 182V184H92ZM104 182V181H103ZM106 182V181H105ZM108 182V181H107ZM175 182V181H174ZM181 182V181H180ZM184 182V181H183ZM9 183V182H8ZM19 183V182H18ZM34 183V182H33ZM42 183V182H41ZM40 183V184H41ZM66 183V182H65ZM82 183V182H81ZM96 183V182H95ZM113 183V182H112ZM115 183V182H114ZM1 184V185H2ZM83 184V183H82ZM106 184V183H105ZM177 184V183H176ZM175 184V188L176 187ZM0 185V186H1ZM30 185V184H29ZM45 185V184H44ZM68 185V184H67ZM88 185V184H87ZM97 185V184H95ZM94 185V186H95ZM103 185V184H102ZM114 185V184H113ZM116 185V186H117ZM4 186V185H3ZM40 186V185H39ZM58 186V185H57ZM60 186V185H59ZM62 186V185H61ZM60 186V188H61ZM106 186V185H105ZM179 186V185H178ZM11 187V186H10ZM37 187V186H36ZM34 186V188H36ZM64 187V186H63ZM77 187V186H76ZM83 187V186H81ZM96 187V186H95ZM94 187V188H95ZM103 187V186H102ZM21 188V187H18ZM78 188V187H77ZM93 188V189H94ZM99 188V187H98ZM106 188V187H105ZM104 188V189H105ZM110 188V187H109ZM118 188V187H117ZM174 188V189H175ZM2 189V188H1ZM0 189V190H1ZM66 189V188H65ZM74 189V188H72ZM83 189V188H81ZM87 189V188H86ZM92 189V190H93ZM121 189V188H120ZM22 190V189H21ZM43 190V189H42ZM41 190V191H42ZM95 190V189H94ZM93 190V192H94ZM113 190V189H112ZM177 190V189H176ZM20 191V190H18ZM36 191V190H34ZM38 191V189H37ZM40 191V192H41ZM63 191V190H62ZM72 191V190H71ZM111 191V190H109ZM108 191V192H109ZM47 192V191H46ZM49 192V191H48ZM70 192V191H69ZM69 192L67 194H69ZM76 192V191H75ZM84 192V191H83ZM14 193V192H13ZM35 193V192H34ZM38 193V192H37ZM43 193V192H42ZM65 193V194H66ZM79 193V192H78ZM176 193V191H175ZM60 194V192H59ZM63 194V193H62ZM71 194V193H70ZM83 194V193H82ZM88 194V192H87ZM31 195H33L31 193ZM35 195V194H34ZM45 195V193H44ZM47 195V194H46ZM55 195V194H54ZM53 195V196H54ZM49 196V195H47ZM70 196V195H69ZM73 196V195H72ZM81 196V195H80ZM83 196V195H82ZM81 196V197H82ZM34 196H32L33 198ZM44 197V196H43ZM50 197V196H49ZM30 198V197H29ZM31 198V199H32ZM40 198H41V194H40ZM54 198V197H53ZM28 199V198H27ZM34 199V198H33ZM32 199V200H33ZM36 199V196H35ZM51 200V197L49 198ZM37 200V199H36ZM46 200V199H45ZM108 200V199H107ZM61 201V200H60ZM35 202V201H34ZM43 202V201H42ZM46 202V201H45ZM44 202V203H45ZM53 202V201H52ZM74 202V201H72ZM107 202V201H105ZM37 203V202H36ZM39 203V202H38ZM41 203V202H40ZM68 203V202H67ZM102 203V202H101ZM33 204V203H31ZM30 204V205H31ZM51 204V202H50ZM61 204V203H60ZM63 204V201H62ZM69 204V203H68ZM98 204V203H97ZM18 205V204H17ZM64 205V204H63ZM75 205V204H74ZM103 205V204H102ZM36 206V205H35ZM41 206V205H40ZM76 206V205H75ZM79 206V205H78ZM168 206V205H167ZM33 207V205H32ZM44 207V206H43ZM56 207V206H55ZM67 207V206H66ZM74 207V206H73ZM77 207V206H76ZM90 207V206H89ZM102 207V206H101ZM36 208L37 207H33ZM64 208V207H63ZM71 208V207H70ZM162 208V207H161ZM167 208V207H166ZM3 209V208H2ZM5 209V208H4ZM54 209V208H53ZM52 209V210H53ZM83 209V208H82ZM81 209V210H82ZM106 209V208H105ZM115 209V208H114ZM169 208H167L168 210ZM55 210V209H54ZM71 210V209H70ZM161 210V209H160ZM41 211V209H40ZM162 211V210H161ZM169 211V210H168ZM62 212V211H61ZM60 212V213H61ZM69 212V211H68ZM72 212V211H71ZM84 212V211H83ZM119 212V211H118ZM160 212V211H159ZM26 213V211H25ZM55 213V211L53 212ZM59 213V214H60ZM65 213V212H64ZM163 213V212H162ZM29 214V213H28ZM45 214V212H44ZM58 213L56 215H59ZM76 214V212H75ZM85 214V213H84ZM158 214V213H157ZM48 215V214H47ZM55 215V214H54ZM55 215V216H56ZM68 215V214H67ZM73 215V214H72ZM80 215V213H79ZM96 215V213H95ZM108 215V214H106ZM64 216V215H63ZM82 216V215H81ZM79 216V217H81ZM88 216V215H87ZM110 216V215H109ZM33 217V216H31ZM42 217V216H41ZM45 217V216H44ZM75 217V216H73ZM73 217L70 218V220L72 219L73 221ZM78 217V218H79ZM115 217V216H114ZM117 217V216H116ZM55 218V217H54ZM59 218L60 217H56ZM102 218V217H101ZM100 218V219H101ZM119 218V217H118ZM167 218V217H166ZM37 219V218H36ZM67 219V218H66ZM75 219V218H74ZM97 219V217H96ZM107 219V218H106ZM109 219V218H108ZM115 219V218H114ZM65 220V219H64ZM118 220V219H117ZM7 221V220H6ZM55 221L57 222V220L55 219ZM54 221V222H55ZM75 221V220H74ZM102 221H105L102 219ZM165 221V220H164ZM45 222V221H44ZM61 222V221H60ZM59 222V223H60ZM68 222V220L66 221V223ZM97 222V221H96ZM109 221L107 220V223ZM116 222V221H115ZM169 222V221H168ZM48 223V222H46ZM53 223V222H52ZM106 223V224H107ZM40 224V222H39ZM56 224V223H55ZM64 224V223H62ZM61 224V225H62ZM72 224V223H71ZM110 224L112 225V223L110 222ZM118 224V221H117ZM166 224V223H165ZM169 225V223H167ZM13 225V223H12ZM33 225V224H32ZM31 225V226H32ZM37 225V224H36ZM41 225V224H40ZM48 225V224H47ZM46 225V227H47ZM57 225V224H56ZM102 225V224H101ZM105 225V224H103ZM116 225V224H115ZM171 225V223H170ZM39 226V225H38ZM110 226V225H109ZM121 226V227H122ZM167 226V225H166ZM15 227V226H14ZM30 227V225H29ZM107 227V226H105ZM160 227V226H159ZM158 227V228H159ZM168 227V226H167ZM171 227V226H170ZM9 228V226H8ZM13 228V227H12ZM17 228V227H16ZM27 229V227H25ZM31 228V227H30ZM33 228V227H32ZM35 228V227H34ZM50 228V227H49ZM101 228V227H100ZM117 228V227H116ZM6 229V228H4ZM41 229V227H40ZM47 228H45V231ZM53 229V228H52ZM51 229V230H52ZM115 229V228H114ZM17 230V229H16ZM15 230V231H16ZM29 230V228H28ZM27 230V231H28ZM78 230V229H77ZM83 230V229H81ZM80 230V231H81ZM102 229H100L101 231ZM36 230H33L34 233L38 232V230L35 232ZM42 231V229H41ZM87 231V230H86ZM59 232V231H58ZM159 232V230H158ZM84 233V232H83ZM97 233V232H96ZM163 232L160 233V235ZM45 234V233H44ZM58 234V233H57ZM68 234V233H67ZM70 234V233H69ZM31 235V234H30ZM46 235V234H45ZM115 235V234H114ZM14 236V235H13ZM33 236L35 237V235L33 234ZM37 236V234H36ZM47 236V235H46ZM54 235H52V238ZM66 236V235H65ZM119 236V235H118ZM6 237V236H4ZM33 237V238H34ZM43 237V236H42ZM99 237V236H98ZM32 238V239H33ZM51 238V237H50ZM66 238V237H65ZM100 238V237H99ZM42 239V238H41ZM56 239V238H55ZM54 239V240H55ZM64 239V238H63ZM71 239V238H70ZM69 239V240H70ZM4 240V239H3ZM31 240V238L29 239ZM35 240V239H34ZM51 241V239H49ZM48 240V241H49ZM53 240V239H52ZM53 240V241H54ZM58 240V239H56ZM55 240V241H56ZM65 240V239H64ZM68 240V241H69ZM75 240V239H74ZM86 240V239H85ZM95 240V239H94ZM97 241H99L98 239H96ZM11 241V240H8ZM28 241V240H27ZM33 241V240H32ZM40 241V240H39ZM46 241V242H48ZM73 241V240H72ZM76 241V240H75ZM159 241H162L159 240ZM164 241V240H163ZM41 242V241H40ZM52 242V241H51ZM59 243H61L60 241H58ZM56 242V243H58ZM36 243V242H33ZM31 243V244H33ZM39 243V242H38ZM54 243V242H53ZM76 242H74L75 244ZM83 243V242H82ZM108 243V242H107ZM161 243V242H160ZM3 244V243H2ZM30 244V243H29ZM40 244V243H39ZM48 244V243H47ZM77 244V243H76ZM79 244V243H78ZM100 244V243H99ZM103 244V243H102ZM101 244V245H102ZM159 244V243H158ZM167 244V243H166ZM165 244V245H166ZM46 245V244H45ZM59 245V244H58ZM63 245V244H62ZM73 245V244H72ZM80 245V244H79ZM106 245V244H105ZM161 245V244H160ZM13 246V245H12ZM33 246V245H32ZM37 246V245H36ZM52 246V245H51ZM86 246V245H85ZM84 246V247H85ZM6 247V246H4ZM10 247V246H9ZM56 247V246H55ZM54 247V248H55ZM14 248V247H12ZM69 248V247H68ZM94 248V247H93ZM21 250V247L19 248ZM30 249H32V247H30ZM107 249V248H106ZM0 250L1 247H0ZM26 250V249H24ZM76 250V249H75ZM85 250V249H84ZM96 250V249H95ZM53 251V250H52ZM67 251V249H66ZM97 251V250H96ZM111 251V250H110ZM5 252L8 254H12L9 251ZM13 254H15L14 251H12ZM17 252V251H16ZM35 252V251H34ZM89 252V251H88ZM100 252V251H99ZM112 252V251H111ZM27 253V252H26ZM32 253V252H31ZM30 253V254H31ZM56 253V252H55ZM87 253V252H86ZM161 253V252H160ZM19 253H17L16 255L18 256ZM22 254V252H21ZM70 254V251H69ZM68 254V255H69ZM88 254V253H87ZM92 254V253H91ZM111 254V253H110ZM25 255V254H24ZM41 255L40 252L36 253V257H39ZM4 256V255H3ZM89 256V255H88ZM157 256V254H156ZM155 256V257H156ZM160 256V255H159ZM158 257V256H157ZM162 257V256H161ZM1 258V257H0ZM102 258V257H101ZM5 259V258H4ZM13 259V258H12ZM17 259V258H16ZM25 259V258H24ZM69 259V258H68ZM90 259V258H89ZM93 259V258H92ZM99 259V258H98ZM110 259V258H109ZM159 259V258H158ZM1 260V259H0ZM26 260V259H25ZM32 260V259H31ZM96 260V258H95ZM164 260V259H163ZM3 261V260H2ZM20 261V260H19ZM29 261V260H27ZM54 261V260H53ZM157 261V260H156ZM162 261V260H161ZM55 262V261H54ZM4 263V262H3ZM30 263V261H29ZM76 263V262H75ZM85 263V262H84ZM103 263V262H102ZM34 264V263H33ZM40 264V262H39ZM56 264V263H55ZM156 264V262L154 263Z\"/></svg>", "mask_w": 264, "mask_h": 264}]
</instances>
